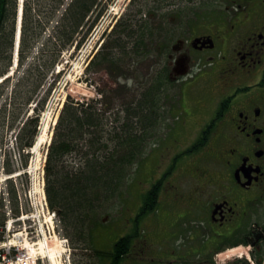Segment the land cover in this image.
Here are the masks:
<instances>
[{"label": "rangeland", "instance_id": "obj_1", "mask_svg": "<svg viewBox=\"0 0 264 264\" xmlns=\"http://www.w3.org/2000/svg\"><path fill=\"white\" fill-rule=\"evenodd\" d=\"M126 1L96 0L97 6H94L91 18L86 20L82 29L83 32L89 29L82 43L78 45V42H73L61 51L54 38L48 41L47 39L66 4H60V7L55 9L54 0L24 1V5L27 2L26 8L30 9L34 17L33 29L38 31L43 27L44 31L36 43L25 42L27 50L24 51L26 57L22 64L17 61L14 67L11 60L5 70L10 76L3 83L6 86L2 92L3 97H0V104H5L7 108L6 113L0 114V220L13 218L9 237L15 233L19 234L18 242H26L24 249L19 251L25 256L27 252V257L32 255L30 247L34 246V254H37L35 264H51L47 257L41 256L43 247L46 251H61L60 260L64 264H100L95 249L105 250L103 248H107L111 238L116 239L130 231L131 220L142 204V194L151 187L154 180H160L161 185L159 206L153 215H145L140 220V244L134 255L146 264L158 263V260L151 258L154 252L172 247L176 249L178 245L176 237L168 241L164 225L173 221V215L176 216L185 208L188 194L196 183L190 173L197 169L209 170L217 164L215 154L220 148L217 147V142L215 145L214 132L210 134L204 146L185 153L198 139L215 112L213 76L201 75L186 80L173 78V81L164 87L158 99L157 120L148 123L147 131L138 129L140 134L145 135L147 143L145 153L143 152L135 164L133 175L118 195L103 201L99 207L102 228L93 232L86 226L84 233L76 234L71 243L64 235L65 230L59 217L49 209L45 191L44 198L42 196L41 186L42 181L46 182L44 178L47 152L53 141L60 110L67 97L70 96L78 102H91L101 98L99 91L103 90L105 95L102 98L105 104L113 102L115 107L111 111H115L122 107L121 103L128 101L120 98L123 92L117 85H124L130 88L132 93L139 94L142 88L154 83L155 79L151 76L154 68L149 58L151 54L155 55L156 46L153 42L146 44L148 49L151 48V53L140 56V59H144H138L134 65L128 66L122 75L115 73L111 76L104 64L90 66L96 54L107 53L115 41L113 35L118 34L120 30L117 29L113 34L112 29L108 30ZM99 10H102V13L95 19ZM23 22L24 19L22 30ZM180 31L184 30L175 33L182 35ZM122 36L127 37L123 34ZM45 42L47 47L43 51L42 44ZM139 61L143 62L142 65ZM42 62L49 65L53 63L50 70L46 69V74L45 67L41 68ZM4 97L6 101H3ZM43 100L42 106L40 104ZM39 107L40 110H37ZM35 114L39 115L37 137L42 135L41 143L35 148L32 144L28 149L18 150L15 143H12L15 134L26 119ZM45 124L47 127L42 133ZM138 124L145 126L146 123L141 121ZM74 159V154L69 153L63 161L72 166L76 161ZM5 167L6 170L9 168L14 172L2 171ZM61 173L65 171L62 170ZM10 189L16 192L14 199ZM16 208H19L20 215L13 217ZM21 215L27 217L18 219ZM171 230L180 233L181 228L179 224H175L168 232ZM68 232L72 233L70 230Z\"/></svg>", "mask_w": 264, "mask_h": 264}, {"label": "flooded vegetation", "instance_id": "obj_2", "mask_svg": "<svg viewBox=\"0 0 264 264\" xmlns=\"http://www.w3.org/2000/svg\"><path fill=\"white\" fill-rule=\"evenodd\" d=\"M16 1L0 0V74ZM116 24V42L154 43L153 79L209 75L215 87V112L199 137L215 133L217 164L190 173L186 206L164 225L178 245L154 252L153 264H264V0H127ZM175 224L180 233L168 232ZM139 238L124 253L107 247L104 264H146L134 255Z\"/></svg>", "mask_w": 264, "mask_h": 264}, {"label": "trees", "instance_id": "obj_3", "mask_svg": "<svg viewBox=\"0 0 264 264\" xmlns=\"http://www.w3.org/2000/svg\"><path fill=\"white\" fill-rule=\"evenodd\" d=\"M63 1L54 0L55 8ZM95 3L96 0H70L47 41L54 38L59 44V51L71 46L73 42H78V45L82 43L89 30L83 32L82 29L86 20L90 18ZM100 15L101 12L97 13L95 19ZM33 22L34 17L30 9L26 8L20 49L21 64L26 57L25 42L36 43L44 31L43 27L38 31L33 29ZM81 32H83L82 36H80ZM114 40H117L116 37ZM147 43L150 42H113L107 53L99 52L95 59H92L90 66L104 64L111 76L115 73L122 75L124 70L134 65L140 56L151 53V48L148 49L146 46ZM46 47L47 42L42 44V50L44 51ZM43 67L46 74V69L50 70L53 63L49 65L42 62L41 68ZM170 82L168 78L159 76L155 78L153 85L143 88L139 94L134 92L133 94L131 89L124 85H117L123 92L120 98L128 101L121 103L122 107L117 108L116 112L111 111L115 107L113 102L105 104L102 98L105 95L103 90L99 91L102 97L91 102H78L70 96L67 97L60 110L53 141L48 149L45 190L49 208L57 213L65 230L64 235L71 243L75 240L76 234L84 233L86 226H89L88 229L93 232L102 228L99 221V207L103 201L118 195L133 175L135 164L145 153L147 143L145 135L140 134L138 129L147 131L148 123L157 120L158 99L164 87ZM43 103L44 100L40 105L43 106ZM141 121L146 123L145 126L138 124ZM37 123L38 116L24 122L18 134L17 142L20 149L32 145L37 134ZM204 144V137H199L185 153L196 151ZM69 153H73L76 160L72 166H68L63 161ZM62 170L65 173H61ZM159 190L160 180L142 194V204L131 220L130 231L122 237L110 239V248L114 249L113 252L110 251L111 255L128 250L132 238L139 235L140 218L155 209ZM10 191L14 199L15 191L14 189ZM104 252L95 249L100 264H104Z\"/></svg>", "mask_w": 264, "mask_h": 264}, {"label": "built area", "instance_id": "obj_4", "mask_svg": "<svg viewBox=\"0 0 264 264\" xmlns=\"http://www.w3.org/2000/svg\"><path fill=\"white\" fill-rule=\"evenodd\" d=\"M11 223L12 219L9 220L7 229H9ZM1 230H3V226L0 223V231ZM6 231L4 235V239H6L0 242V264H33L34 261L31 256H29L30 258L27 257V252L24 257L23 252L19 251L21 246H17V244H14L11 240H7L9 234L6 233ZM14 250H16V254H13Z\"/></svg>", "mask_w": 264, "mask_h": 264}, {"label": "bare ground", "instance_id": "obj_5", "mask_svg": "<svg viewBox=\"0 0 264 264\" xmlns=\"http://www.w3.org/2000/svg\"><path fill=\"white\" fill-rule=\"evenodd\" d=\"M4 79H2V80H0V83L3 81ZM56 120V119H55ZM53 123H54V121H53ZM46 124L42 127V133H44V131L46 130ZM41 134H40V137H38V139H37V142L35 143V146L33 147V148H35V147H37L40 143H41ZM49 139H50V137H49ZM16 174V173H15ZM18 174V173H17ZM17 236H19V234H17ZM42 243L43 242H41L40 243V245H41V247H43L42 246ZM34 244V243H33ZM34 247V246H33ZM60 252L61 251H46V250H44V247L41 249V256H44V257H47V259L51 262V264H64L63 263V261L62 260H60ZM46 253V254H45ZM25 256V255H24ZM35 256V254H34V250L32 249V256L31 257H34ZM29 257V256H28Z\"/></svg>", "mask_w": 264, "mask_h": 264}]
</instances>
